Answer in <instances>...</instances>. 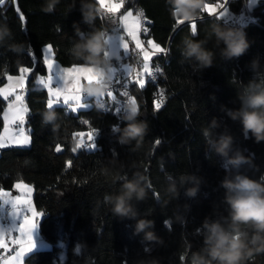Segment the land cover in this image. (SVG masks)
<instances>
[{"label": "trees", "instance_id": "obj_1", "mask_svg": "<svg viewBox=\"0 0 264 264\" xmlns=\"http://www.w3.org/2000/svg\"><path fill=\"white\" fill-rule=\"evenodd\" d=\"M213 1L217 0H206ZM44 2L0 3V23H6L12 32L8 43H22L25 49L17 56L7 46H0V85L9 74H18L22 68L33 69L24 85L28 109L24 125L30 144L0 148V188L14 190L18 180L34 185V205L42 214L39 233L52 244L51 248L26 254L23 264H138L152 259L155 264H190L191 253L202 247L200 228L204 218L212 214L214 206L218 216L228 215L223 203L224 189L220 187L225 176L223 162L202 134L213 117L221 123L217 131L227 127L234 147L251 157L252 164L241 171L264 183V141L257 143L250 133L246 138L240 123L222 111V107H239L237 94L249 80H264V75L254 77L250 67L258 58L264 72V0L249 8L250 18L244 16L241 23L216 19L217 14L209 15L205 10L182 25H177L171 16L168 0L127 3V7L139 4L143 8L148 19L147 35L168 49L151 60L152 66L161 65L155 83L147 81L144 88L130 83L139 107L138 119L147 121L149 128L142 142L133 141L130 145L118 143V133L113 131L114 126H125L123 115L103 111L93 104L75 113L65 105H56L52 110L58 117L55 127L42 122V114L49 110L48 90L37 86L35 79L47 74L43 45L53 46L54 56L63 66L83 64L70 52L78 39L74 24L84 33L110 25L96 0L98 15L91 26L82 20L80 0H60L51 14L41 10ZM243 2L228 0L227 5L238 14ZM193 23L197 26L194 39H204L212 23H221L243 30L250 47L239 58L224 59L209 41L207 47L216 55L212 67L202 70L181 54V41L192 31ZM6 103L0 97V132ZM93 128L99 129L95 148L77 149L74 153L72 149L79 137L74 134L87 135ZM57 145L62 151H56ZM184 173L202 178L200 190L189 198L181 188L178 199H173L166 191L169 177L178 178ZM134 174L144 178L147 192L146 199L136 203L139 217L154 221L153 231L162 244L144 242L143 233L134 234L136 221L114 216L105 202V194L118 192L124 179H131ZM61 239L66 240L63 259L58 245ZM246 264H264V253L254 254Z\"/></svg>", "mask_w": 264, "mask_h": 264}, {"label": "clouds", "instance_id": "obj_2", "mask_svg": "<svg viewBox=\"0 0 264 264\" xmlns=\"http://www.w3.org/2000/svg\"><path fill=\"white\" fill-rule=\"evenodd\" d=\"M59 3L60 0H45L41 10L51 14ZM205 3L206 0H168L171 16L183 21L197 18ZM71 7L74 9L75 4ZM79 10L83 22L93 25L98 15L95 0H80ZM74 32L78 39L70 49L72 57L94 70L92 82L81 83L79 91L91 98L103 97L112 86V60L115 58L109 51L108 29L100 26L84 33L74 24ZM196 35V32L191 31L182 39L181 54L185 60L195 62L202 70L212 67L216 55V51L207 47L209 41L213 42L214 49L224 59L239 58L250 47L243 30L226 27L221 23H212L202 40L194 39ZM11 39V29L6 23H0V46H7L17 56L22 55L24 45L9 44ZM250 67L254 77L264 75L258 58L252 61ZM237 99L238 108L222 107V111L229 119L240 123L246 138L250 133L257 143L264 141V80H249L238 92ZM139 115L138 104L132 99L126 101L122 116L125 126H115L118 143L130 145L133 141L142 142L149 128L147 121L138 119ZM57 119V114L52 110L42 114V122L45 124L55 127ZM220 127V120L213 117L202 134L211 150L223 162L225 176L220 187L224 189L223 203L227 205L228 215L218 216L214 206L212 214L204 218L200 228L202 247L191 253L190 264H246L254 254L264 253V183L241 171L245 165L252 164V159L234 147V138L227 127L217 131ZM201 181V177L191 173L181 174L178 178L169 177L166 191L171 198L178 199L180 189L183 188L185 196L194 198L200 190ZM146 197L144 178L134 174L131 179H124L118 192L105 194L104 199L111 206L114 216L136 221L134 234L143 233L144 242L162 244V239L153 231L154 221L139 217L136 203ZM138 264H155V260H141Z\"/></svg>", "mask_w": 264, "mask_h": 264}, {"label": "snow or ice", "instance_id": "obj_3", "mask_svg": "<svg viewBox=\"0 0 264 264\" xmlns=\"http://www.w3.org/2000/svg\"><path fill=\"white\" fill-rule=\"evenodd\" d=\"M3 0H0L2 3ZM102 8L106 10L107 13H116L120 10L121 6L125 4V0H96ZM208 11L209 15H214L213 8L205 4L204 8L201 11ZM17 12L19 13V9L17 8ZM228 15L227 11L221 12L216 19H220L221 17H226ZM141 16H143L142 12L137 13L136 17L132 21V23H128L129 18L133 17V12L131 10L127 11L126 14L121 15L119 17V23L115 20L112 21L114 27L111 32L108 34L109 39V51L115 57L112 60V86L109 91L105 94L107 96V103L111 107L115 106L116 113L124 114V105L126 101L132 99L133 102H136L135 97H132L129 94V85L133 81H130L128 77L132 73V64L126 63V61L134 60L136 65H139L143 73L147 74L149 78L153 77V72L150 71L149 62L156 56L166 53L168 49L162 47L159 43L154 42L152 39L142 40L141 33L147 36L148 29L146 27H142L141 24ZM20 19L23 20L24 17L20 14ZM183 20H176L177 25L184 24ZM191 30L197 33V26L195 23L191 25ZM129 38L126 39L125 35ZM129 41L134 42V48L130 50ZM145 43L150 46L152 51H148L145 48ZM52 45H48L45 48V52L48 55L44 56L43 64L46 66V70L48 72V76L45 80L43 77H38V82L41 84H45L50 98L47 101V107L49 110H54V106L63 104L70 108L72 111H76V108L72 106L69 102H75V105L80 109H88L92 106L93 99L95 103L105 107V96L92 98L90 102L85 101V95H82L79 91V85L82 81L86 82L87 77L89 76L88 69L83 65L74 64L71 67H61L58 63L49 59V55L52 52ZM35 57H33V64H35ZM33 69L22 68V73H28ZM160 69L157 66L156 71L158 72ZM8 79L11 81L13 77L9 76ZM25 81V76H20L16 78V84H6L3 87H0V97H3L5 101L8 100L9 97L15 95L16 87H23ZM59 81L60 83H57ZM139 84L140 88L145 87V81L140 79L136 81ZM119 97L126 98L125 100L118 99ZM88 97V96H87ZM91 98V97H89ZM160 105H156V108L159 109ZM28 111L27 107L24 106L23 97L21 95H15V99L11 100L8 103L7 108L4 110L3 118L6 121L5 123V131L9 129L10 125H15L14 132L18 135L23 134V128L21 127L24 123V114ZM84 123H87L85 121ZM99 129L93 128L91 132L87 134V141L81 139L72 151L75 153L77 149L84 148H95L94 140L97 136ZM113 131L115 132V126L113 127ZM95 133V134H94ZM74 135H79L82 138L85 133L80 132ZM4 137L0 135V147H4ZM28 138L25 137L24 143H28ZM157 144L160 141H156ZM56 151H62V147L60 145L56 146ZM71 163V161H69ZM17 188L26 187L22 184H17ZM24 196H27L28 193H24ZM10 197V199L5 200L4 197ZM0 201L2 203H7L11 205L12 216L13 219H18L19 221L22 219L21 223L13 224L11 229H7L9 235L13 231H18L20 236L16 238L13 243L21 244V247L18 251H16L14 257H10V260H16L18 264H22V260L26 254L31 253L33 249L36 247L34 241V230L38 228L40 220H36L35 217L42 216L41 213L36 212L32 206L31 201L24 200L23 203L26 204V207H20V202L22 201V196L12 197L10 192H6L3 188H0ZM28 213H31V218ZM5 229L0 227V248H3L5 251H8V246L4 242L3 231ZM26 244V247L24 246ZM0 258H2V254H0Z\"/></svg>", "mask_w": 264, "mask_h": 264}, {"label": "rangeland", "instance_id": "obj_4", "mask_svg": "<svg viewBox=\"0 0 264 264\" xmlns=\"http://www.w3.org/2000/svg\"><path fill=\"white\" fill-rule=\"evenodd\" d=\"M257 1L258 0H247V2H246V0H244V5H246L248 8H251L254 4H256L257 3ZM227 3V0H217V1H213V2H206L205 4H208V5H210L212 8H213V11H214V13H217V12H219L221 9H222V7H226V11H228V5L226 4ZM226 4V5H225ZM244 5H243V7H244ZM99 9L103 12V8L99 5ZM129 10H131L132 12H133V17L132 18H129V21H128V23H132V21L134 20V18L136 17V13L134 12V9H133V7L132 6H130L129 8H127V9H125V10H123L122 9V6H121V8H120V10L117 12V13H115V17L117 18H115L117 21V23H119V17L121 16V15H124V14H126V12L127 11H129ZM104 13L107 15V13L104 11ZM230 12H229V14L226 16V17H224L226 20H231V21H233V19L230 17ZM111 18V17H110ZM114 27V25L112 24L111 26L110 25H108V32L110 33L111 32V30H112V28ZM125 35V38L126 39H129L127 36H126V34H124ZM141 39L142 40H147V39H152L151 37H149L148 35L147 36H143L142 35V33H141ZM153 40V39H152ZM154 41V40H153ZM155 42V41H154ZM48 45H50L49 43L48 44H46V46H48ZM46 46H45V48H46ZM129 47H130V50L131 49H133L134 48V42H131V41H129ZM45 48H44V51H45ZM145 48L148 50V51H152V49L150 48V46H148L146 43H145ZM45 55H48L46 52H45ZM49 59L50 60H53V61H55L56 63H58L61 67H71V66H73V65H71V66H63V65H61L57 60H56V58H55V56H54V51H53V48H52V52H51V54L49 55ZM126 63H131L132 64V70H137V73H140L141 75H142V79L145 81V83L147 82V74H145V73H143V70H142V68L139 66V65H136L135 63H133V61L132 60H129V61H126ZM76 65H82V64H76ZM149 67H150V71L152 70V61H150L149 62ZM87 69H88V71H89V76L87 77V81L86 82H92V79H93V75H94V70L93 69H91V68H88V67H86ZM27 79V78H26ZM59 81H57V83H58ZM26 83V82H25ZM38 84H40V85H38ZM139 85V84H138ZM37 86H41V83H39V82H37ZM43 87H46L44 84H43ZM21 89H19V91H20ZM85 101H88V102H90V100L89 99H86L85 98ZM70 104H72V106L73 107H75L76 108V111H72L70 108H68L67 106V109L68 110H71L72 112H77L80 108L79 107H77L76 105H75V102H72V101H70L69 102ZM62 104V103H61ZM159 105L160 103L159 102H157L156 103V105ZM63 105V104H62ZM23 126H24V124H23ZM22 126V128H23V134L22 135H18L17 134V136H14L12 139H15V138H18V139H20L21 137H24L25 135H26V130H25V126L23 127ZM84 133V132H83ZM29 135V134H28ZM29 139H30V136H29ZM81 139H83V140H85V141H87V135H84V137L82 138L81 136H79L78 137V142L81 140ZM17 140V139H16ZM5 141V140H4ZM30 144V140H29V142L28 143H26V145H20V146H27V145H29ZM7 146V145H6ZM17 146V145H16ZM1 148V147H0ZM22 184H24L26 187H22V188H18L19 189V191L18 192H16V193H14L13 195H14V197L15 196H22V201L20 202V207H26L27 205L26 204H24L23 203V201L24 200H29L30 199V201H31V206H32V208L36 211V212H38L39 213V211H37V209H36V207H35V205H34V201H33V194H34V191H35V189H34V185L33 184H29V183H26V182H23ZM24 193H28V195L27 196H24L23 194ZM2 203V201H0V204ZM3 205H7V207L9 206L10 208H11V205L10 204H7V203H2ZM8 207V208H9ZM10 208H9V211H10ZM28 215H29V217L31 218V216H32V214L31 213H28ZM9 218V220H10V222H9V225H7L6 227L8 228V229H11L12 227H13V224L15 223V224H17V222H19V223H21L22 222V219L19 221L18 219H16V220H14L13 219V216H12V214H8V216H7V219ZM35 219L36 220H39L40 219V216L39 217H35ZM3 225H4V223H3ZM17 232V231H16ZM13 233H15L14 231L11 233L12 234V237L14 236V234ZM19 233V232H18ZM10 236V235H9ZM20 236V233L18 234V236L17 237H19ZM16 239H14V241H15ZM34 241H35V245H36V247L33 249V250H35V249H48V248H51V246H52V244L50 243V242H48V241H46V240H43V238H41V236H40V233H39V228H37V229H35L34 230ZM58 245L62 248V250H61V257H62V259H63V257H65V246H66V240H60L59 242H58ZM11 246H14L13 247V251H12V253L9 255V256H7L2 262H0V264H8V263H11L12 261H15V260H10L9 258L10 257H14L15 256V253H16V251H18L19 250V248L21 247V244H17V243H12V244H10L9 246H8V248H10ZM1 249H3V248H1ZM0 251H5L4 249L3 250H0Z\"/></svg>", "mask_w": 264, "mask_h": 264}, {"label": "crops", "instance_id": "obj_5", "mask_svg": "<svg viewBox=\"0 0 264 264\" xmlns=\"http://www.w3.org/2000/svg\"><path fill=\"white\" fill-rule=\"evenodd\" d=\"M98 6H99V4H98ZM228 7V11H227V13L229 14V12H230V17L233 19V21H235V22H237V23H241L242 21H243V19H244V14H242V13H238V14H236L235 12H233L230 8H229V6H227ZM104 9V8H103ZM227 9H226V7H222V9L219 11V12H217V13H214V14H217L218 16H219V14L221 13V12H225ZM104 11L106 12V10L104 9L103 10V13H104ZM107 13V12H106ZM117 13V12H116ZM105 14V13H104ZM115 15V13H107V16L109 17L108 18V20H109V24H110V26L113 24L112 23V21L113 20H115V21H117L116 19V17L114 16ZM111 17V18H110ZM116 18V19H115ZM223 19H225L224 17H222ZM226 20V19H225ZM45 46H46V44H44L43 45V47H42V51H43V58H44V56H45V51H44V48H45ZM25 76V81H24V84H23V87H16L15 88V95H21L22 97H23V101H24V106H26L27 107V105H26V102H25V88H24V85H25V82H26V78H27V76H28V73H22L21 71H20V73H18V74H9V75H7L6 76V80H5V82L3 83V84H1L0 85V87H3L4 85H6V84H13V85H15L16 84V78H18V77H20V76ZM9 76H11V77H13V80H9L8 79V77ZM47 76H48V72H47V74H45V75H38L37 77H36V79H35V82H36V84H37V82H38V77H43V78H45V80H46V78H47ZM87 81V80H86ZM84 81H82V83H83ZM58 83H60V82H58ZM38 85H40V84H38ZM45 85V84H44ZM41 86H43V84H41ZM46 86V85H45ZM47 88V87H46ZM19 89H21L20 91H19ZM48 90V89H47ZM15 95L14 96H12V97H9L8 98V100L6 101L7 103H6V107L4 108V110L7 108V106H8V103L11 101V100H13V99H15ZM50 98V96H49V92H48V99ZM48 99H47V101H48ZM4 110L2 111V118H3V113H4ZM25 115V114H24ZM5 123H6V121L4 120V118H3V127H2V129H1V132H0V135H2L3 137H4V140L5 141H3L4 142V144H5V146L7 145V146H12V145H14V146H20V145H26V143H24V139H25V137H27L28 138V141L30 140L29 139V135H28V132H27V127L25 126V130H26V135L24 136V137H21L20 139H18V138H15V139H12L14 136H17V134L14 132V128L16 127L15 125H10L9 126V129L7 130V131H5ZM24 124V123H23ZM23 126V125H22ZM21 126V127H22ZM23 126V127H24ZM17 139V140H16ZM24 181H21V180H18V181H16L15 183H14V190H7V189H4L6 192H10L11 193V196L12 197H14V193H16V192H18L19 191V189L16 187V185L17 184H22ZM30 184V183H29ZM22 185H24V184H22ZM14 194V195H13ZM4 199L5 200H7V199H10V197H4ZM6 207H7V205H3L2 203L0 204V227H3L5 230L3 231V236H4V242H5V244L7 245V246H9L10 244H12L13 243V241H14V239H16L17 238V236H18V231L16 232V231H14L15 233H13L14 234V236L12 237V234L9 236V233H8V231H7V225H9V224H7L5 221H4V215H6V217L8 216V214H11L12 213V210H11V208H10V211H8V212H6L5 211V209H6ZM40 213V212H39ZM8 220H9V218H8ZM9 222H10V220H9ZM3 223H4V225H3ZM19 222H17V224H18ZM7 224V225H6ZM41 236V235H40ZM42 238V237H41ZM44 240V239H43ZM25 247H26V244L24 245ZM0 250H3V249H1L0 248ZM11 256V255H10ZM13 257V256H12ZM24 259V258H23ZM8 264H18V262L15 260V261H12L11 263H8ZM22 264H23V260H22Z\"/></svg>", "mask_w": 264, "mask_h": 264}, {"label": "built area", "instance_id": "obj_6", "mask_svg": "<svg viewBox=\"0 0 264 264\" xmlns=\"http://www.w3.org/2000/svg\"><path fill=\"white\" fill-rule=\"evenodd\" d=\"M131 1H132V0H125V4L122 6V9L125 10V9L129 8L130 6L127 7V3L131 2ZM221 1H222V0H221ZM246 2H247V0H246ZM227 3H228V0H227ZM227 3H226V4H227ZM244 3H245V2H243V5H244ZM226 4H225V5H226ZM243 5H242V7H241L240 13L244 14L245 18H250V17H249V8H248L246 5H244V7H243ZM131 6L133 7L134 12H135L136 14L139 13V12H142V13H143V16H141V18H140V19H141V24H142V27H146V28L148 29V26H147L148 19H147L146 15H145V12H144L143 8H142L139 4H134V5H131ZM142 35L145 36L143 33H142ZM157 66H158L159 69H160L158 72L156 71V67H157ZM151 71L153 72V77H152V78H149L148 76H146V77H147V81H151V82L155 83L158 74L161 72V65H159V64L157 63L155 66H152V70H151ZM128 79H129L130 81H133V82L137 83L136 81H139L140 79H142V75H141L140 73H137V70H136V71H135V70H132V73H131V75L128 77ZM128 91H129V94L132 96V90H131L130 85H129V89H128ZM132 97H133V96H132ZM85 98H86V99H89L90 101L92 100V98H89V97H87L86 95H85ZM118 99L125 100L126 98H123V97H119V96H118ZM105 101H106V103H105V107H103V108H102V107H99V105L95 103V100H94V99H93L92 104L95 105L96 107H98L99 109L103 110V111H113V112H114L115 114H117L118 116L123 115L122 113H116V112H115V106H114V105H112L111 107L109 106V104L107 103V101H108L107 96H105ZM94 134H95V133H94ZM5 211L8 212V211H9V208L6 207ZM3 217H4V221H5L7 224H9V220L7 219L6 215H4ZM13 247H14V246H11L10 248H8V249H9L8 251H3V252L0 251V254H2V258H0V262H2L7 256H9V255L12 253V251H13Z\"/></svg>", "mask_w": 264, "mask_h": 264}]
</instances>
